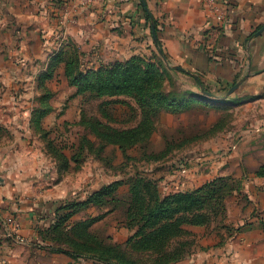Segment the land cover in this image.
I'll list each match as a JSON object with an SVG mask.
<instances>
[{
    "label": "rangeland",
    "instance_id": "obj_1",
    "mask_svg": "<svg viewBox=\"0 0 264 264\" xmlns=\"http://www.w3.org/2000/svg\"><path fill=\"white\" fill-rule=\"evenodd\" d=\"M80 2L89 5L99 0ZM153 27L152 24L148 32L150 43L146 44L148 50L144 53L111 59L110 54L115 52L103 46L97 51L99 60L93 57L94 51L88 52L75 40L60 45L55 52L50 47L23 46L15 36L13 25L0 29V154L10 149L30 154V144L35 146L34 155L48 160L49 166H56L58 178L65 179L61 187L68 193L55 206V216L49 225L37 229L39 242L27 246L33 255V264L51 263L53 255L71 259L64 264H105L92 258L77 260L64 252L72 247L83 249L78 244L87 239L93 244L102 243L101 250L118 246L117 251L130 252L127 243L137 230L130 227L128 220L134 183L143 189L144 184L150 182L152 190L149 193L156 190L160 198L190 193L192 191L166 194L163 182L172 184L185 178L205 147L206 151L213 152V147L226 142L225 156H231L238 151L245 128L253 137L264 130V125L252 126L249 120L255 119L256 111L234 98L236 89L228 93L225 89L214 88L203 78L171 62L160 39L163 30H153ZM219 28L211 29L209 35L220 33ZM120 48L125 47L121 45ZM134 59L150 66L148 72L157 81L153 91L160 93L159 99L166 100V104L161 102L160 110L155 107L154 116L143 112L128 91L115 93L112 85L105 84L112 72ZM143 63H132L138 68L139 76ZM95 77L103 80L88 83ZM195 78L203 80L207 92L201 90ZM245 120L249 125L243 126ZM23 140L28 146L22 145ZM219 178H231L242 185L241 191L226 198L225 206L234 196L247 205L251 200L249 194L243 192L244 185L264 178V163L254 171L246 170L240 179L217 176L200 187ZM95 181L98 182L96 187ZM112 185L116 189L113 200H94L103 187ZM88 200L86 206L65 207L66 203ZM208 212L212 217L215 215ZM258 212L259 208L254 209L252 217H259ZM69 213L73 214L68 217L66 228L61 227L59 232L49 230ZM226 218L218 216L208 226H186V232L176 238L185 244V251H190L186 258L199 236L206 235V230L212 227L220 233L225 232L219 235V246L232 240L241 229L227 224ZM9 220L10 229L13 220L20 228L16 217ZM78 222L89 223L88 235L84 230L66 235L67 228ZM8 238L28 244L18 232L17 237ZM139 251L131 254L142 260ZM0 264L7 262L0 259ZM141 264L146 262L141 261Z\"/></svg>",
    "mask_w": 264,
    "mask_h": 264
},
{
    "label": "crops",
    "instance_id": "obj_2",
    "mask_svg": "<svg viewBox=\"0 0 264 264\" xmlns=\"http://www.w3.org/2000/svg\"><path fill=\"white\" fill-rule=\"evenodd\" d=\"M145 2L147 8L142 0H99L89 5L80 0H0V29L13 25L25 47L44 46L56 52L60 45L75 40L88 52L94 51L95 60L100 59L97 51L103 46L115 52L111 59L129 58L144 53L150 43L149 13L163 30L160 39L171 62L214 88L231 93L238 86L234 98L256 111L255 119L249 120L252 126H263L264 30L260 31L264 29V0ZM224 12V22L218 23L217 15ZM216 27L221 32L210 36L209 31ZM248 123L245 120L243 126ZM213 148V152L204 148L185 178L172 184L163 182V191L190 192L217 176L240 179L246 170H256L264 163V130L253 137L245 128L238 151L231 156H225L226 142ZM29 150L30 154L17 149L0 154V259L7 264H33L27 246L39 242L37 229L49 225L55 206L68 196L56 166L35 156V146L30 144ZM97 184L95 181L94 186ZM243 192L249 194L251 203L246 205L236 196L226 202V223L241 229L234 238L219 246V235L225 232L212 227L177 264H264V178L246 183ZM256 208L259 217H252ZM12 217L20 222L17 232L28 244L6 237ZM50 262L45 264H64L71 259L53 255Z\"/></svg>",
    "mask_w": 264,
    "mask_h": 264
},
{
    "label": "trees",
    "instance_id": "obj_3",
    "mask_svg": "<svg viewBox=\"0 0 264 264\" xmlns=\"http://www.w3.org/2000/svg\"><path fill=\"white\" fill-rule=\"evenodd\" d=\"M146 18L157 30L158 23L149 13ZM142 62L143 60L134 59L126 65H123L118 70L112 72L107 78L105 84L113 86L115 93H122L128 91L129 94L136 99L140 104L143 112L154 116V109L157 106L161 109V102L166 104V100L158 98L160 93L153 91L157 86L156 78L149 72L150 66L143 63L141 65L143 72L141 76L136 72L137 67H133L132 63ZM148 69L147 71H145ZM141 71V70H140ZM149 71V72H148ZM98 75V74H97ZM71 76V75H70ZM96 76V75H95ZM103 79L89 80L88 83L95 84ZM197 85L207 92L203 80L195 78ZM158 98V99H157ZM158 100V101H157ZM150 182L144 184L143 189L137 183L132 187L131 203H129L128 220L132 229H137L133 238L127 243L130 252L119 250L118 246H112L101 250L102 243L96 242L93 244L91 239L83 241L81 245L83 249L74 248L64 250L67 254L79 260L83 257L92 258L105 264H141L145 261L146 264L160 263L173 264L185 259L190 251H185V244L176 241L180 234L186 232L185 227L192 226H208L211 221L217 219L218 216L226 218L225 214V200L235 191H241L240 183L231 178H219L206 185L190 192V193H174L165 198H160L158 192L149 193L152 188L149 186ZM140 188V189H139ZM116 189L114 185L103 187L96 195L95 201H104L105 199L115 198L113 192ZM144 190V191H143ZM156 191V192H155ZM88 202L84 203H66V208H76L78 206H86ZM65 205V203H63ZM68 206V207H67ZM212 211V215L208 211ZM73 212V211H72ZM75 212V211H74ZM73 213H69L66 218L52 225L49 230L58 231L61 227L66 228V221ZM63 228V229H64ZM90 229L88 222H78L67 228L66 235L77 230H84L85 235ZM48 229L46 230L49 231ZM228 232L231 230L228 228ZM59 232V231H58ZM56 232V233H58ZM92 240L97 241L92 238ZM77 245V246H78ZM138 248V249H137ZM82 250H85L82 251ZM139 257L133 256L131 252H137Z\"/></svg>",
    "mask_w": 264,
    "mask_h": 264
},
{
    "label": "built area",
    "instance_id": "obj_4",
    "mask_svg": "<svg viewBox=\"0 0 264 264\" xmlns=\"http://www.w3.org/2000/svg\"><path fill=\"white\" fill-rule=\"evenodd\" d=\"M84 2H89V1H94V0H82ZM226 17V13H220L219 15H217V21L218 23H223ZM12 229H10V231L7 233L8 237H17V231L19 229V223L16 222V220L12 221Z\"/></svg>",
    "mask_w": 264,
    "mask_h": 264
},
{
    "label": "water",
    "instance_id": "obj_5",
    "mask_svg": "<svg viewBox=\"0 0 264 264\" xmlns=\"http://www.w3.org/2000/svg\"><path fill=\"white\" fill-rule=\"evenodd\" d=\"M142 2H143V5L147 8V5H146V2H145V0H142ZM153 30H154V27H153ZM263 30L264 29H262V31H260V33L261 32H263ZM177 69L178 70H181V71H185L183 68H181V67H177ZM238 88V86H235V87H233L232 89H231V92H233L235 89H237Z\"/></svg>",
    "mask_w": 264,
    "mask_h": 264
}]
</instances>
